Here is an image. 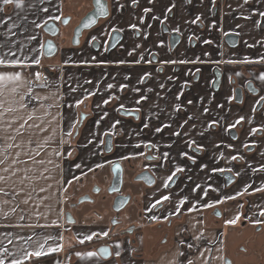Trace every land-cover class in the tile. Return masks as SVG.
<instances>
[{"label": "crops", "instance_id": "1", "mask_svg": "<svg viewBox=\"0 0 264 264\" xmlns=\"http://www.w3.org/2000/svg\"><path fill=\"white\" fill-rule=\"evenodd\" d=\"M108 1L110 17L80 48L71 45L69 26L48 58L44 27L70 19L75 26L91 0H0V73H20L19 80L0 81V260L182 264L184 223L195 264L264 260V237L250 241L253 252L241 255L238 220L227 223L239 217L238 196L264 188V0ZM165 30L180 37L175 49ZM114 31L123 40L108 54L103 48ZM37 73L49 81L36 84ZM151 151L157 154L151 164L156 184L148 187L135 181L129 162ZM233 157L244 164L236 170L237 183L224 189L214 173ZM116 162L124 164L122 193L130 197L119 213L116 195L107 193ZM173 173L186 178L176 188L169 187ZM262 191L252 197L253 216L264 214ZM92 195L94 203H82ZM216 207L221 218L212 214ZM179 214L168 236L156 230ZM132 226L140 232L126 235ZM97 238L111 246L109 259L99 254L102 243H90ZM41 244L44 255L28 256Z\"/></svg>", "mask_w": 264, "mask_h": 264}, {"label": "flooded vegetation", "instance_id": "2", "mask_svg": "<svg viewBox=\"0 0 264 264\" xmlns=\"http://www.w3.org/2000/svg\"><path fill=\"white\" fill-rule=\"evenodd\" d=\"M93 1L94 0H91V3L89 2V11L87 13H89L92 9H93ZM107 3H108V9H109V15L107 18L105 19H102L99 21L98 25L95 26L94 28H92L91 30H88V31H85L83 33V36L80 40V43L79 45L77 46H74L72 45V38H73V32H74V29L76 28V26L80 23V20L78 24H76L75 26H73V22H72V19H70L67 23H62V22H58V26L60 27V34L58 37L56 38H60L61 36H63V34H65L66 32H68V28L70 26V35H71V45L75 48H80L82 46V43L84 41V39L86 38V36L90 35L94 29H96L97 27H99L100 24H103L105 23L106 20H108V18L110 17L111 15V10H110V3L108 0H106ZM191 1V0H189ZM86 13V14H87ZM85 14V15H86ZM167 32V34H169V38H170V46L172 49H175L178 44L180 43V37L175 34V33H172V34H175L178 36L179 38V42L178 44L175 46V47H172L171 45V35L169 33L168 30H165ZM114 33H118L120 35V41L119 43L117 44V46L113 49L110 50V47H111V42H112V36L114 35ZM123 40V35L118 32V31H114L112 32V34L110 35V38L107 42V45L105 46V48H103L104 52L110 54L112 53L117 47H119V45L121 44ZM58 47L59 44H58ZM93 47L95 49H101L102 48V45L101 43L98 41V40H94L93 42ZM218 71H216V76L218 75ZM219 84H220V73H219V79H218V76H217V80L215 82V85H214V88L217 90L219 88ZM240 90V91H238ZM248 90L249 92H251L252 94H256L257 91L254 89V86L253 84H249L248 85ZM236 95H237V100L240 101V102H243L244 100V94H243V91L242 89H237L236 91ZM134 117L135 118H138V114L137 113H134ZM230 136L233 140H236L237 139V131L236 130H231L230 131ZM111 148H112V143H111ZM248 151L250 152H253L254 149H255V146H248L247 147ZM197 150H194V152H196ZM157 158V154L153 151H151V153L149 155H147L145 158H143L142 160L140 161H130L129 162V169L134 172V177H135V181L138 182V183H144L145 186H148V187H153L155 186L156 184V179L155 177L152 175V170H151V164L156 160ZM200 158L198 159V161L196 162H193L194 164H196V166H200ZM244 164V161L241 157H236L234 160H232V163L229 164V165H226L225 162H221V164L219 163V165L217 164V169L214 173V177L217 179V180H220V182H222V186L224 187V189H229L231 188L235 183H237V175H236V170L237 168H240L242 165ZM115 165H119L122 169V184L120 186V190L118 192H115V193H110V189L112 188V184L110 186V188L107 190V193L108 194H111V195H116V198H115V205H114V210L117 211L118 210V205H122L124 202H130V197L129 196H125L123 195V188H124V170H125V167L123 166L124 164L121 163V162H116L114 164ZM114 166H113V179H114ZM252 175V174H251ZM255 176V175H254ZM186 178L181 175V174H176L169 182V187L170 188H176L178 187V185L182 184L184 182ZM148 182H151V183H148ZM112 183H113V180H112ZM263 190V191H262ZM262 192L264 194V188H262ZM99 188H95L94 192H93V195L94 196H98L100 194L99 192ZM260 191V192H261ZM258 190L256 191H246L244 192L242 195L238 196L236 198V202L238 203V210H239V219H238V222H237V225L235 226L236 227V238L238 239H241L242 241L244 240V242H241L238 247H237V251L239 254L241 255H248L250 252H253V248L251 247V242H254V241H258L260 238H263L264 237V214L261 213L257 216H253L252 215V209H251V200H252V197L254 195H257L260 197V195L262 193H260ZM92 196H86V198H84L82 200V203H94L95 202V199L94 197ZM119 197H123L125 198L126 200H118ZM190 200V198H188ZM187 199V201H188ZM120 211H117V213H119ZM213 216L214 217H217V218H221L222 217V211L219 207H216L214 210H213ZM182 216L183 214H179V215H176V216H172L169 218V220L166 222V225L164 224H157V228L156 230H158L159 232H161L162 234H166L168 236V234H170L171 230H173V218L175 219V221H181L182 220ZM256 221H260L261 223L257 224ZM115 224L118 223V221L115 219L114 222ZM180 228H182V231L180 232V238L182 239L183 243H180V247L183 248V253L185 255V258H184V255H182V259H181V263L182 264H188V261L191 260L192 261V264H195L194 263V260H192L191 258L195 255V253H197L196 249L194 248V246L192 248H189L188 245L192 243V238L190 237V235L187 233V225L184 223L180 226ZM140 232V228L136 227V226H132L130 227L127 231H126V235L127 234H138ZM246 237V239H244L243 237ZM111 238V237H110ZM110 238L106 239L105 241L108 242L110 241ZM101 238H97V239H94L93 241H90V243H97V244H100L102 243L103 244V241L100 240ZM167 240L168 237L166 238ZM246 240V241H245ZM251 241V242H250ZM182 244V245H181ZM192 245V244H191ZM101 247H108L110 249V253H111V246L110 245H101L99 247V249ZM134 247L135 249L137 247H139V243L136 242V240H134ZM259 249V248H257ZM112 254V253H111ZM111 257V255H110ZM109 257V258H110ZM108 258V259H109ZM263 261V262H262ZM262 262V263H260ZM225 264H234L233 260L231 258H227L225 260ZM247 264H264V260H258L257 257H253V259L251 261H249Z\"/></svg>", "mask_w": 264, "mask_h": 264}, {"label": "water", "instance_id": "3", "mask_svg": "<svg viewBox=\"0 0 264 264\" xmlns=\"http://www.w3.org/2000/svg\"><path fill=\"white\" fill-rule=\"evenodd\" d=\"M101 7L104 8V11H101ZM109 15V9H108V3L106 0H99V3L97 0L93 1V9L87 13L80 23L76 26L73 32V38H72V45L77 46L80 43V40L83 36V33L85 31L91 30L95 26L98 25L99 21L102 19L107 18ZM66 23V21L64 22ZM44 32L48 36V39L45 42L44 46V55L48 58L54 57L58 52V44L56 43L55 39L60 34V27L56 22H49L44 27ZM120 41V35L118 33H114L112 36V42L110 50L115 48L117 44ZM179 42V38L177 35L172 34L171 35V45L172 47H175ZM218 79H219V73H218ZM240 91V90H238ZM111 150V138L109 137L107 140V151L109 152ZM151 183V182H148ZM122 184V169L119 165L114 166V179L112 183V188L110 189V193H115L120 190V186ZM118 200H126L123 197H119ZM107 251H104V250ZM99 254L104 259H108L111 255L110 249L108 247H101L99 249Z\"/></svg>", "mask_w": 264, "mask_h": 264}, {"label": "snow or ice", "instance_id": "4", "mask_svg": "<svg viewBox=\"0 0 264 264\" xmlns=\"http://www.w3.org/2000/svg\"><path fill=\"white\" fill-rule=\"evenodd\" d=\"M97 2L99 3V0H97ZM245 2H247V0H245ZM3 3L4 4H10V3H12V0H3ZM101 11H104V8L103 7H101ZM146 11H149V10L146 9ZM261 15H264V13H261ZM133 27H135V25H133ZM35 63L38 64L39 61H35ZM0 64H4V60L0 59ZM36 77H37V79H39V73L36 74ZM19 79H20V73L19 72L15 73L14 75H9L7 73H0V81H5V80H19ZM262 79H264V77H262ZM108 87L111 88L112 85H108ZM105 103H107V101H105ZM189 103H191V101H189ZM240 119L243 120V117H241ZM239 122L240 121H237V123H239ZM160 130L161 129H159V128L156 129V131H160ZM253 131H255V129H253ZM176 134L179 135V133H176ZM233 159H235V157H233ZM0 163H2V161H0ZM77 167H79V165H77ZM97 167H101V165H97ZM177 171H182V169H177ZM173 175H175V173H173ZM171 178L172 177H168L169 180ZM0 179H2V177H0ZM164 186L167 187V184H165ZM41 191H43V189H41ZM229 198H231V197H229ZM162 199L166 201V200L169 199V197L168 196H164ZM25 203H27V201H25ZM156 203H161V201L158 200V201H156ZM181 203H183V201ZM153 207H155V205H153ZM14 210L15 209H13V211ZM21 218H23V217H21ZM238 219H239V217H237L236 219H233V220H229V221H227V223H229V224H235L236 223V220H238ZM256 223L259 224L261 222L260 221H256ZM104 235H108V233L105 232ZM85 239L91 240L92 239V236H87V237H85ZM197 239H199V237H197ZM81 242H83V241H81ZM181 243H183V241H181ZM188 247L189 248H192L193 245L189 244ZM58 250H59L58 247L57 248H51V249H49V251H52V252H55V251H58ZM104 251H107V250L105 249ZM44 254H45V252L43 251V245L41 244L40 245V250H37V251L32 252V253H28V256L40 257L41 255H44ZM87 255L94 256L95 253L89 252ZM116 255L118 256L119 253H116ZM181 255H183V253H181ZM0 264H4V261L3 260H0ZM12 264H22V261L21 260H13L12 261ZM188 264H192V261L189 260L188 261Z\"/></svg>", "mask_w": 264, "mask_h": 264}, {"label": "built area", "instance_id": "5", "mask_svg": "<svg viewBox=\"0 0 264 264\" xmlns=\"http://www.w3.org/2000/svg\"><path fill=\"white\" fill-rule=\"evenodd\" d=\"M49 81V77L46 76V77H43V78H39V79H36V84H42V83H47Z\"/></svg>", "mask_w": 264, "mask_h": 264}]
</instances>
